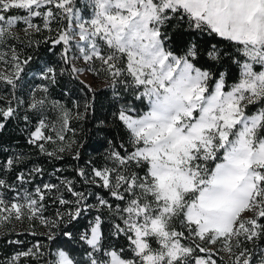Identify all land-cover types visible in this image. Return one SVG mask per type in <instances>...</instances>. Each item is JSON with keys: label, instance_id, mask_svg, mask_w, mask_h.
I'll return each mask as SVG.
<instances>
[{"label": "snow or ice", "instance_id": "obj_1", "mask_svg": "<svg viewBox=\"0 0 264 264\" xmlns=\"http://www.w3.org/2000/svg\"><path fill=\"white\" fill-rule=\"evenodd\" d=\"M13 120L0 264H264V0H0Z\"/></svg>", "mask_w": 264, "mask_h": 264}, {"label": "trees", "instance_id": "obj_2", "mask_svg": "<svg viewBox=\"0 0 264 264\" xmlns=\"http://www.w3.org/2000/svg\"><path fill=\"white\" fill-rule=\"evenodd\" d=\"M44 35V34H43ZM39 40L43 39V36H39ZM47 45H40V48L38 49V53H44L45 55H50V53H46L45 49L47 48ZM36 59H40L38 54H34ZM55 59V57H53ZM99 87V86H98ZM25 125L24 121L20 120L19 122L13 120L10 121L5 129L0 132V144H2L5 148L9 149V152L11 151H27V145H26V132L24 131ZM104 152L103 147H99L98 151L96 152H89V155H92L94 159L97 160V162H100L102 159V155ZM8 153H0V160H3L6 158ZM33 160H39L40 162H44V158L42 157H33ZM59 166V165H58ZM66 166V165H65ZM47 169L51 170V164L46 165ZM47 179V177H45ZM31 187V186H29ZM55 211L54 207L49 206L48 211L46 214H50ZM19 230V229H17ZM8 238L10 239H20L24 241V244L22 246H16V245H9L7 244L6 240L2 237H0V260L5 259L6 257H10L12 254H14L15 251H19L21 249L26 250L28 247L31 246V243L34 242L33 237L30 235H21L17 237L14 233L11 234ZM21 264H28L27 260L22 259Z\"/></svg>", "mask_w": 264, "mask_h": 264}, {"label": "rangeland", "instance_id": "obj_3", "mask_svg": "<svg viewBox=\"0 0 264 264\" xmlns=\"http://www.w3.org/2000/svg\"><path fill=\"white\" fill-rule=\"evenodd\" d=\"M83 3H84V0H81V5H83ZM35 22H37V23H40L41 21L39 20V19H37ZM44 35H47V32H45L44 33ZM39 36H41V35H37L36 36V38H38ZM88 79H89V81H92L93 83H94V86H99L100 85V83H101V81H99V80H96L94 77H92L91 75H89V77H88Z\"/></svg>", "mask_w": 264, "mask_h": 264}]
</instances>
